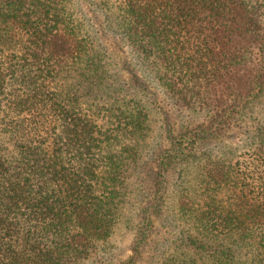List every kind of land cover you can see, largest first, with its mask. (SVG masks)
<instances>
[{
    "label": "trees",
    "instance_id": "obj_1",
    "mask_svg": "<svg viewBox=\"0 0 264 264\" xmlns=\"http://www.w3.org/2000/svg\"><path fill=\"white\" fill-rule=\"evenodd\" d=\"M85 5L199 117L168 147L150 142V88L111 73ZM170 197L183 226L160 240ZM121 226V264L146 248L145 264H264V0H0V264H113Z\"/></svg>",
    "mask_w": 264,
    "mask_h": 264
},
{
    "label": "rangeland",
    "instance_id": "obj_2",
    "mask_svg": "<svg viewBox=\"0 0 264 264\" xmlns=\"http://www.w3.org/2000/svg\"><path fill=\"white\" fill-rule=\"evenodd\" d=\"M99 1L101 2L102 0ZM112 1L114 0H109V3L112 4ZM85 6L88 16L92 18L91 21L94 24V28L98 29L96 35L98 36L102 50L107 53L106 60L111 65V73L122 80L126 85L130 86L135 82L134 80L140 79L150 88L148 96H150L152 102V114L155 117L153 128L154 138H152L150 142L155 151L168 147L170 145L169 137L167 135L169 127L172 130V134L176 135L187 125L195 124L199 117H195V115L187 110L174 108L164 95L157 88L153 87L149 80L145 78V71L139 64H135L130 45L122 38L119 31L116 32L113 29H109V26L104 21L103 12L100 10L93 11L89 6ZM103 9L105 11L107 10L105 7H103ZM109 15L112 19V14L110 13ZM115 24V20H112L111 25L115 27ZM247 127L248 126L245 122L239 120L233 125L232 129L225 137V141L231 145L241 143L243 137L246 136L245 131ZM154 166V163L150 162L141 172V178L146 179L149 183L153 180ZM192 174L193 176L195 175L194 172H192ZM174 188H176L174 185L171 186V189ZM126 206V208H134V206H138V203L128 202ZM159 219L161 225L157 226H160V232L156 233L155 237L160 240L166 237H176V234L183 226L184 220L180 217L174 198L170 197L168 199V202L164 205V210L162 211L161 216L157 220ZM132 237L133 234H131L130 230H127L126 233L125 228L122 226L118 229L117 234L110 241L112 245H115L112 251L113 264H121L131 256ZM160 249L163 250L164 247L162 246ZM148 252L149 249L146 248L144 251V257L147 256L146 253ZM144 257L136 264H145L147 261Z\"/></svg>",
    "mask_w": 264,
    "mask_h": 264
}]
</instances>
